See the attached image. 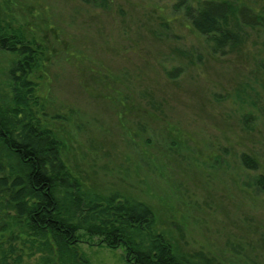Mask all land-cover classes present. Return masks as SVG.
Instances as JSON below:
<instances>
[{
    "label": "rangeland",
    "instance_id": "1",
    "mask_svg": "<svg viewBox=\"0 0 264 264\" xmlns=\"http://www.w3.org/2000/svg\"><path fill=\"white\" fill-rule=\"evenodd\" d=\"M206 2L230 5L236 51L194 30L188 12ZM239 10L264 19V0H0V19L42 49L39 116L70 174L147 206L194 263L264 264V28ZM15 60L0 51V99ZM97 241L78 244L90 264H127Z\"/></svg>",
    "mask_w": 264,
    "mask_h": 264
},
{
    "label": "trees",
    "instance_id": "2",
    "mask_svg": "<svg viewBox=\"0 0 264 264\" xmlns=\"http://www.w3.org/2000/svg\"><path fill=\"white\" fill-rule=\"evenodd\" d=\"M239 11L242 25L264 28V19ZM188 15L194 30L210 38L214 52L239 49L241 24L231 18L229 4L206 2ZM231 20L236 31L227 27ZM0 51L16 58L7 71L8 93L0 99V264L32 258L33 264H90L78 248L85 239L121 249L127 264H217L203 254L195 256L198 263L182 255L155 230L144 204L85 191L63 163L57 136L39 116L35 76L42 49L0 19ZM242 162L257 167L247 156ZM256 185L264 192L263 177Z\"/></svg>",
    "mask_w": 264,
    "mask_h": 264
}]
</instances>
